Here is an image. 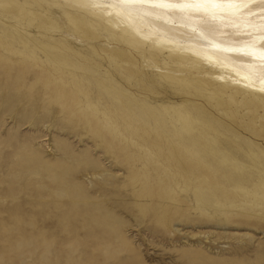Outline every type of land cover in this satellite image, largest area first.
Returning a JSON list of instances; mask_svg holds the SVG:
<instances>
[{
    "label": "rangeland",
    "instance_id": "374dc122",
    "mask_svg": "<svg viewBox=\"0 0 264 264\" xmlns=\"http://www.w3.org/2000/svg\"><path fill=\"white\" fill-rule=\"evenodd\" d=\"M43 1L32 12L55 14L35 28L62 30L52 35L73 45V53L83 50L85 60L101 63L98 69L141 99L156 119L145 129L112 108L115 95L104 94L106 101L98 104L105 99L89 93L79 108V94L71 95L70 105L64 94L29 88L34 80L22 85L17 77H0V264H264V208L257 206L264 207V195L253 194L236 210L230 195V205L175 202L181 213L163 222L159 211L147 206L143 212L141 203L150 201L132 198L135 187L145 197L163 179L168 186L178 183L174 190L182 199L194 191L213 201L217 196L206 185L201 192L198 186L186 189L188 183L169 178L146 157L143 145L135 150L126 140L138 128L148 137L161 131L158 138L187 154L197 170L204 161L188 140L218 150L226 142L233 157H214L215 168H248L255 161L264 168V94L242 88L177 42L128 29L105 0ZM178 25L169 26L174 36L183 34ZM142 90L148 93L139 95ZM132 107L125 109L136 117ZM216 185L231 193V187Z\"/></svg>",
    "mask_w": 264,
    "mask_h": 264
},
{
    "label": "bare ground",
    "instance_id": "6f19581e",
    "mask_svg": "<svg viewBox=\"0 0 264 264\" xmlns=\"http://www.w3.org/2000/svg\"><path fill=\"white\" fill-rule=\"evenodd\" d=\"M88 1L94 2L95 0ZM105 1L109 2L113 16L121 19L128 29H133L134 32L148 38L159 37L169 42H177L193 54L204 58L210 64L234 76L242 88L264 94V0H216V2L211 3L204 2V0ZM43 4V0H0V77H17L18 82L20 81L22 85L27 83V80L28 82L30 79L34 80L33 85L31 83L32 86L29 88L39 92L48 90L47 93L52 95L64 94L68 104L71 103V95L77 96L79 94L81 103L75 100L79 108L88 102L89 93H93V97H96L95 94L99 95L102 99L106 98L104 94L115 95L117 100L112 104V108L118 113H122L126 119H130L133 124H139L145 129H150L152 127L151 120L156 119L153 112L145 108L141 99H137L132 93L125 92L121 86L116 84L115 81L117 80L114 81L108 77L110 75L108 72V74L102 73L104 71L98 69L101 67V63L93 59L85 60L83 50L77 49L78 51L73 53L75 50L73 45L52 35L55 31L62 30L58 28H35L39 24V19H45L55 14V12L49 14V11L46 13L32 12L34 7H41ZM23 6L29 7L30 10H25ZM174 22L180 25H178V30L183 34L174 36L170 32L169 26L173 25ZM146 85L143 82L141 86L146 87ZM145 92L142 90L138 94L148 93ZM123 97H127L128 102L125 103L124 101L127 100L123 101ZM105 101L106 99L103 102H97L104 104ZM64 105L60 104L62 107ZM125 106L127 108L133 106L140 115L136 114L135 117L133 113H130L131 110L125 109ZM116 119L115 117L112 120L116 121ZM163 119L161 112L159 121ZM176 132V135L182 134L178 129ZM160 135L161 131L157 132L156 136L148 137L146 132L138 128L131 132L126 140L135 150L143 145L140 149L146 150V157L156 160L157 166L169 178L173 176L188 183L186 188L188 190L192 186H198L197 190L201 192L203 186L206 185L207 188L209 187L214 191L217 200L213 201L207 193L204 194L205 196L198 197L200 195L196 196L195 191L193 194L188 192L189 195L187 196L183 194L185 197L182 196V199L174 190L176 189L175 186L179 187L178 183L168 186L163 179V181L159 180L158 189L151 190L144 197L143 193L138 191V187H135L134 193V186H137L136 182L140 179L137 172V175L133 174L135 175V184L132 190V198L150 201L149 203H141L143 207L145 206V209L143 208L144 213L149 206L151 211H159L160 214L157 219L161 218L163 222H169L173 217L175 218L179 211L181 213L179 206H182L180 205L182 201L188 203L190 199L197 198L213 205H221V203L228 205L227 200L230 195L231 198L228 201H232L230 204L235 206L232 207V210H236L244 207L247 200H253L255 197L253 194L256 196L257 193L264 195V188L262 187L264 185V168L259 165L258 161L247 166L248 168L240 165V163L236 169H232L228 165H224L223 168H215L214 157L225 159L233 157V153H230L228 148L231 144L225 142L223 144L228 147L224 145L219 150L213 146L206 149L202 147L200 142L194 143L193 140H188L191 150L194 153L197 152L198 157L204 161L203 166L206 169L197 170L194 162H186L187 154L184 155L181 150L171 149V141L159 139L158 136ZM167 159L169 161H165ZM211 168L214 170H207ZM217 183H220L222 187H231V193L226 194L215 189L219 186L216 185ZM182 187L183 185L180 188ZM244 189L251 190L252 193L247 192L242 198L239 192ZM235 195H239L241 198ZM164 200L166 203H163ZM175 202L179 206H175ZM259 204L257 206L263 209L262 204ZM163 227L165 228V226ZM110 256L108 259H112Z\"/></svg>",
    "mask_w": 264,
    "mask_h": 264
},
{
    "label": "snow or ice",
    "instance_id": "6c2138e0",
    "mask_svg": "<svg viewBox=\"0 0 264 264\" xmlns=\"http://www.w3.org/2000/svg\"><path fill=\"white\" fill-rule=\"evenodd\" d=\"M204 2L211 3V2H216V0H204Z\"/></svg>",
    "mask_w": 264,
    "mask_h": 264
}]
</instances>
